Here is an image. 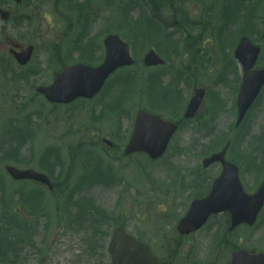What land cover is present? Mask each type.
<instances>
[{
  "label": "rangeland",
  "instance_id": "374dc122",
  "mask_svg": "<svg viewBox=\"0 0 264 264\" xmlns=\"http://www.w3.org/2000/svg\"><path fill=\"white\" fill-rule=\"evenodd\" d=\"M213 1L171 0L173 11L176 7L183 9L187 7L185 5L189 8L194 6L189 10L192 21L190 23L199 29V34L185 38L184 31L178 33L175 32L177 29H169V32L180 35L182 43L177 45L175 55L178 56L176 60L181 72L187 75V80L178 86L172 67L166 73L160 72L161 77H167L166 81L161 79V84L167 82L171 87L167 86L166 90L171 91L173 88L175 91L172 96H168L170 99L158 97L156 101L159 105L150 104L146 89L141 95L144 99H140L135 86L112 85L111 82V87L97 100L91 101L90 105L79 104L65 109H53L35 93V86L40 81L48 83L53 73L50 70H45L40 76L35 73V64L49 40L47 35L35 53L33 65L27 66V69L19 70L13 65L8 66L0 59V64H4L3 69L0 67V215L6 212H10V215L17 213L20 206L26 210L31 203L37 205V210L87 206L90 208L87 210L94 211L89 215L84 213V216L81 212L77 214L81 224H85L84 227L74 226L73 220L67 218L64 227L54 236L50 234L49 228L40 230L43 223L53 222L52 211L40 214V217L32 221L29 229L23 232L19 256L12 258L0 254V264H15L14 259L17 264H109L108 236L118 224L129 226L136 234L147 236L153 245L156 244L165 264H227V254L224 258L222 256L226 250L221 249L227 238L233 246L232 251L243 246H251L257 250L264 248V213L255 228H243L231 234L228 226L222 231L223 220L213 221L208 231L197 233L191 238H181L175 227L176 215L179 212L180 217L183 215L186 206L183 201L191 193L183 192L180 195L175 193L174 188L169 193L166 190L169 177L166 179L164 173L174 169L181 171L201 168L202 158L221 149L226 142H231V154L242 153L243 148H250L252 161L248 167L241 162L242 169L246 172L247 188L253 191L264 174V139H258L259 134L264 132V94L246 118L244 129L236 131L234 123L237 114L234 101L237 88L234 78L239 77L240 71L233 58V51L238 37L230 39L219 36L217 39L205 34L208 27L203 19L207 17L209 6V13L213 12ZM84 2H87L85 7L80 0H25L20 12L16 13L19 23H43L42 28H53V21L60 24L59 31L62 33L65 53L73 60H93L99 63L102 38L109 29L121 31L134 43L139 55L156 45L153 42L156 39L149 40L146 33L142 36V42L137 41V35L141 33L133 24L138 21L141 28L144 29L145 26L137 13L123 20L121 13L115 14L105 24L101 17L95 20L94 16H88L86 9L90 10L91 15L95 11L94 5L103 2L106 9L112 6L132 11L149 10L151 16L154 11H151L149 3L160 5V0H141L139 3L133 0ZM260 3L257 14L263 22V0ZM0 5L7 9L14 8L3 0H0ZM183 13L180 11L176 16L183 19ZM231 14L230 6L223 5L213 16L226 23ZM91 19L96 22L95 28L105 24L106 30L95 31ZM11 22L12 20L9 23ZM262 22L254 25L249 33L256 43L264 47ZM170 24L175 23L169 20L165 26ZM4 25L7 24L0 20V32ZM6 27L14 29L10 24ZM26 32L27 30L13 32V35L21 37ZM224 36L229 37L227 32ZM57 41L60 43L59 38L54 37L52 45H56ZM143 44L146 45L142 49ZM76 46L80 51L70 54L68 49ZM158 49L166 56L172 52L169 43H161ZM261 58L260 66H264V51ZM118 87L121 90L115 94ZM199 87H206L209 93L205 107L197 119L190 120L179 130L169 153L162 161L148 164L143 155H136L134 158L124 156L123 151L132 132V116L136 108L160 107L159 112L165 116L179 119L187 104V98ZM155 89L156 86L149 91L153 93ZM178 91L182 95L181 100ZM105 99L110 102L106 106H114L112 111L103 103ZM90 111L94 112V116L91 115L93 121L89 125H81L80 122L85 123L87 117L81 116V113ZM98 112L104 113L102 123L95 120ZM124 115L128 117L123 119ZM121 122L122 125L119 126ZM217 137L220 138L219 142L214 141ZM105 138L113 142L112 147L103 142ZM242 154L246 158L247 152ZM6 163L20 167L35 166L47 171L54 177L57 191L51 194L45 188L29 182L13 183L4 174L3 167ZM217 173V167H214L209 169L207 175L213 178ZM171 174L174 177L172 172ZM181 174L187 175L188 172L181 171ZM88 175L93 179L87 181ZM176 176L177 181L190 180H180L179 172ZM174 196L178 204L173 203ZM171 211L174 212L172 217L168 216ZM28 214L30 218H35ZM168 218L172 219L171 226L167 224ZM0 226L10 238L15 235L13 227L11 229L1 224ZM213 244L215 248L219 247L217 251Z\"/></svg>",
  "mask_w": 264,
  "mask_h": 264
},
{
  "label": "water",
  "instance_id": "95a60500",
  "mask_svg": "<svg viewBox=\"0 0 264 264\" xmlns=\"http://www.w3.org/2000/svg\"><path fill=\"white\" fill-rule=\"evenodd\" d=\"M19 1V0H17ZM151 61V59L149 60ZM148 61V62H149ZM83 71H86L82 69ZM80 70L77 69H69L61 76V78L57 81V83L49 88L50 91L56 89V87H66L68 82L74 81L75 83H81L84 87H86V95L90 97L94 92L92 89L94 88V83L87 82L86 80L80 78L79 76ZM194 111L190 110L187 115H193ZM138 123L136 126V132L133 137V141L128 148V152L136 151V150H158L164 140H159L160 137H165L168 140L169 135L175 129V126L170 123L162 122L158 117H151L147 114L141 113L138 117ZM223 153L219 155H213L212 158L206 161V164L213 162L217 159H222ZM34 177L44 179L43 176L37 175L34 171H27L26 177ZM225 176H236L235 172H231L230 170L226 171ZM234 202H235V213H236V223L247 222L251 223L256 215L259 213L258 210L263 204L264 200V185L260 189L259 194L246 197L241 191V187L237 185V190L234 188ZM141 249V250H140ZM128 250L131 251L132 256L135 255L137 251H143V254L148 257V264H156V261L153 259L150 251L143 245H136L134 243H125L123 241L114 242L112 245V252H114L115 262L116 264H125V260L127 258ZM234 261L232 264H264V253L258 255H248L247 253L240 252L234 254ZM152 259V261L150 260Z\"/></svg>",
  "mask_w": 264,
  "mask_h": 264
},
{
  "label": "flooded vegetation",
  "instance_id": "af4514ba",
  "mask_svg": "<svg viewBox=\"0 0 264 264\" xmlns=\"http://www.w3.org/2000/svg\"><path fill=\"white\" fill-rule=\"evenodd\" d=\"M162 9V7L160 8ZM162 13L165 14V18L168 17L167 15V10L166 11H163ZM10 32H12L11 30H5L3 33H4V36L6 38V41L5 42H0V50H9L12 51L14 48L17 49V50H21V48L25 47L26 45H24L19 39H13L11 36H9ZM57 59L56 58H47L45 60V64L46 65H50V64H54L55 61Z\"/></svg>",
  "mask_w": 264,
  "mask_h": 264
},
{
  "label": "trees",
  "instance_id": "16d2710c",
  "mask_svg": "<svg viewBox=\"0 0 264 264\" xmlns=\"http://www.w3.org/2000/svg\"><path fill=\"white\" fill-rule=\"evenodd\" d=\"M4 242H5L6 244H9V243H7V241H6V240H5ZM8 247H10V245H8V246H7V248H8Z\"/></svg>",
  "mask_w": 264,
  "mask_h": 264
}]
</instances>
